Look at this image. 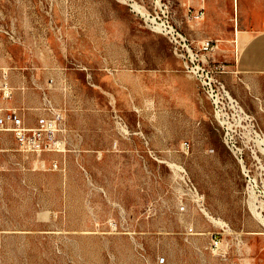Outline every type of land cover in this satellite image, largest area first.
Returning <instances> with one entry per match:
<instances>
[{
	"label": "rangeland",
	"instance_id": "obj_1",
	"mask_svg": "<svg viewBox=\"0 0 264 264\" xmlns=\"http://www.w3.org/2000/svg\"><path fill=\"white\" fill-rule=\"evenodd\" d=\"M261 32L264 0H0V264H264Z\"/></svg>",
	"mask_w": 264,
	"mask_h": 264
},
{
	"label": "crops",
	"instance_id": "obj_2",
	"mask_svg": "<svg viewBox=\"0 0 264 264\" xmlns=\"http://www.w3.org/2000/svg\"><path fill=\"white\" fill-rule=\"evenodd\" d=\"M248 42L250 45L246 56L253 59L247 62L248 58L244 56L240 63L241 67L245 68L246 72L256 70L257 72L264 73V32L252 36ZM4 72H6V68L0 62V74Z\"/></svg>",
	"mask_w": 264,
	"mask_h": 264
},
{
	"label": "bare ground",
	"instance_id": "obj_3",
	"mask_svg": "<svg viewBox=\"0 0 264 264\" xmlns=\"http://www.w3.org/2000/svg\"><path fill=\"white\" fill-rule=\"evenodd\" d=\"M260 152L264 153V149H261ZM253 158H254L256 161H260L259 156H258L255 152H254V156H253ZM253 206H254V205H253ZM253 206H252V207H253ZM254 208H255V207H253L251 210H253L254 213H256V214L259 216V215H260L259 212H255ZM253 211H252V212H253ZM259 211H260V210H259ZM256 214H255V215H256ZM260 219H261V218H260ZM262 219H264V218H262ZM261 221H262V220H261ZM262 222H264V221H262Z\"/></svg>",
	"mask_w": 264,
	"mask_h": 264
},
{
	"label": "built area",
	"instance_id": "obj_4",
	"mask_svg": "<svg viewBox=\"0 0 264 264\" xmlns=\"http://www.w3.org/2000/svg\"><path fill=\"white\" fill-rule=\"evenodd\" d=\"M200 14H201V12H200ZM16 134H20V132L19 131H16ZM17 136H19V135H17Z\"/></svg>",
	"mask_w": 264,
	"mask_h": 264
}]
</instances>
